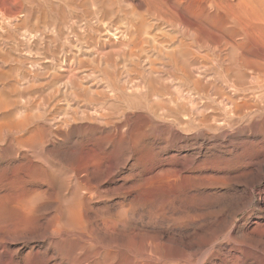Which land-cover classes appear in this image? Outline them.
<instances>
[{"label":"rangeland","instance_id":"rangeland-1","mask_svg":"<svg viewBox=\"0 0 264 264\" xmlns=\"http://www.w3.org/2000/svg\"><path fill=\"white\" fill-rule=\"evenodd\" d=\"M176 1L0 0V204L17 196L55 207L0 246V264H74L78 237L53 234V221L77 180L90 226L85 241L97 251L128 245L127 224L113 225L120 204L131 210L142 192L172 190L188 196L174 212L143 219L164 237V256L188 254L180 264H264V64L247 72L239 60L244 48L264 57V4ZM236 78L254 105L239 115L227 101ZM123 142L137 147L115 154ZM50 170L72 182L57 204L59 189L43 180ZM10 178L23 182L12 188ZM76 255L81 264L98 262L79 249ZM160 257L145 251L139 264Z\"/></svg>","mask_w":264,"mask_h":264},{"label":"bare ground","instance_id":"bare-ground-1","mask_svg":"<svg viewBox=\"0 0 264 264\" xmlns=\"http://www.w3.org/2000/svg\"><path fill=\"white\" fill-rule=\"evenodd\" d=\"M176 0H174V2H175ZM178 1V0H177ZM176 1V2H177ZM208 1V0H207ZM213 1H216V0H212V2ZM250 1H252V0H250ZM256 1V0H255ZM254 1V2H255ZM183 2V4H184V0L182 1ZM186 2V5H188L189 3L187 2V1H185ZM190 2V1H189ZM193 2V1H192ZM253 2V1H252ZM261 2H263L262 3V5H261V7L263 6V4H264V1L262 0ZM188 3V4H187ZM217 3V2H216ZM247 3V2H246ZM177 4V3H176ZM209 4V3H208ZM208 4H206L207 6H208ZM213 4V3H212ZM174 5H175V3H174ZM180 5H182V3H180ZM190 5V4H189ZM188 5V6H189ZM210 5V4H209ZM216 6H217V4H215ZM259 5V6H260ZM178 6V5H177ZM187 6V7H188ZM193 5L191 4V6H190V8L192 7ZM206 6V7H207ZM170 7V6H169ZM194 7V6H193ZM183 8H186V6H184ZM189 8V9H190ZM197 8V7H196ZM216 8V7H215ZM188 9V8H187ZM198 9H200V8H198ZM197 9V12L198 11H201V9L200 10H198ZM207 9H209V8H207ZM217 9V8H216ZM185 10V9H184ZM195 10V9H194ZM213 10V9H212ZM215 10V9H214ZM262 10H263V8H262ZM187 11V10H186ZM193 10H191V12L190 13H193L194 14V12H192ZM207 11V10H206ZM210 11H211V8H210ZM218 10H216V12H217ZM220 11V10H219ZM218 11V12H219ZM248 11V10H247ZM188 12V13H189ZM196 12V11H195ZM212 12V11H211ZM210 12V13H211ZM215 11H214V13H213V16H214V14L216 13ZM217 12V13H218ZM170 13V12H169ZM199 13V12H198ZM197 13V14H198ZM202 13V12H201ZM200 13V14H201ZM193 14H191L192 16H193ZM219 14H221L222 15V13H218L217 15H219ZM178 15V14H177ZM220 15V16H221ZM195 16H197L196 14H195ZM194 17V16H193ZM198 18V17H197ZM196 18V19H197ZM199 18H201V17H199ZM215 18V17H214ZM224 18V17H223ZM226 18V17H225ZM195 19V18H194ZM217 19V18H216ZM215 19V20H216ZM218 19H221V17H219ZM247 20H249L248 18H246ZM213 20V19H212ZM214 20V21H215ZM245 20V19H244ZM251 20V19H250ZM200 21V20H199ZM202 21H203V19H202ZM228 21V20H227ZM226 20H225V22H227ZM237 21V20H236ZM246 21V20H245ZM254 20H252V21H249V22H253ZM211 23H212V21H210ZM247 22V21H246ZM217 22H215V24H216ZM218 23H219V20H218ZM217 23V24H218ZM221 23H222V19H221ZM221 23H219V24H221ZM230 23V21H228V24ZM233 23V22H232ZM236 23V24H235ZM234 23V25H237V22H235ZM239 23V25L242 27V23H241V21L240 22H238ZM251 23H249V24H251ZM203 24V23H202ZM208 24V23H207ZM219 24H218V27H219ZM223 24H224V20H223ZM223 24H222V26H223ZM227 24V25H228ZM247 24V23H246ZM246 24H244V25H246ZM225 25V24H224ZM226 25V26H227ZM230 25V24H229ZM252 25V24H251ZM204 26V25H203ZM210 26V25H209ZM211 26H212V24H211ZM221 26V27H222ZM231 26V25H230ZM246 26H250V25H246ZM216 27H217V25H216ZM221 27H220V29H221ZM223 28H224V26H223ZM222 28V29H223ZM242 28H244V29H246L245 27H242ZM219 29V28H218ZM217 29V30H218ZM221 29V32L223 31ZM224 29H226V28H224ZM229 29H231V28H229ZM50 30V29H49ZM234 30H237V28L236 29H234ZM242 30V29H241ZM224 31H226V30H224ZM224 31H223V33H224ZM232 31V30H231ZM243 31V30H242ZM245 31V30H244ZM247 31H249V30H247ZM243 32V33H247V35H249V37H248V39L250 38V34H248V32ZM237 32V31H236ZM217 34V33H216ZM219 34V33H218ZM217 34V35H218ZM237 34V33H236ZM235 34V35H236ZM223 34H221L220 35V37L222 36ZM234 35V32H233V34L231 33V36H233ZM234 35V36H235ZM241 35H242V33H241ZM240 34H239V36H241ZM246 35V34H245ZM245 35L243 36V37H245ZM246 35V36H247ZM219 36V35H218ZM224 36H225V33H224ZM233 36V37H234ZM217 37V36H216ZM223 37V36H222ZM238 37V36H237ZM235 38V37H234ZM247 38V37H246ZM221 39V38H220ZM244 39V38H243ZM242 39V40H243ZM218 40H219V37H218ZM222 40L223 41H225V37H224V39L222 38ZM239 40V39H238ZM241 40V38H240V40L239 41H242ZM244 40H246V39H244ZM250 40V42H251V39H249ZM248 40V41H249ZM220 42H221V40H219ZM222 41V42H223ZM238 41V42H239ZM247 41H243V44L244 43H246ZM240 43V42H239ZM238 43V44H239ZM228 45H230L229 43H227ZM226 43L225 44H223V45H227ZM234 44V43H233ZM241 44H242V42H241ZM241 44H239L240 46H241ZM255 44V43H254ZM232 45V44H231ZM230 45V46H231ZM249 45V44H248ZM252 45V44H251ZM255 45H258V43L257 44H255ZM230 46H229V48H230ZM236 46L237 45H234V47L236 48ZM250 46V45H249ZM249 46H247L246 48H251V46L249 47ZM259 46H261L260 44H259ZM258 46V47H259ZM232 47H233V45H232ZM231 47V48H232ZM238 47V46H237ZM243 47H245L244 45H243ZM253 47V46H252ZM258 47H255L254 46V48H258ZM226 49H227V47H225ZM224 48V49H225ZM233 49V51L235 52L236 50L234 49V48H232ZM239 49V48H238ZM241 49H243L242 48V46H241ZM240 49V50H241ZM251 49H253V48H251ZM244 50V52H242V53H240V51H238L239 53H240V58L241 59H239L240 60V66H245V67H247L248 68V70H247V72L249 71V69H250V71L249 72H251V71H254L256 68H257V71H258V67L261 65V62H263L262 64H264V57L263 58H260V55H251L249 52H251L252 50H247V51H245L246 49L244 48L243 49ZM255 50H257V49H255ZM227 51V50H226ZM233 51L231 52L230 51V53L229 54H231V56H232V60H233V56H234V53H233ZM258 51H259V49H258ZM262 51V50H261ZM264 51V50H263ZM228 52V51H227ZM254 52V49H253V51H252V53ZM233 53V54H232ZM239 53H237V54H239ZM255 53V52H254ZM262 53V52H261ZM258 54V53H257ZM259 54H260V52H259ZM229 56L230 55H228L227 57H228V59L230 60L231 59V57L229 58ZM236 56H238V55H236ZM250 56V57H249ZM264 56V55H263ZM235 57V56H234ZM236 58H239V57H236ZM236 58H235V60H236ZM260 60H262V61H260ZM237 61V60H236ZM234 62V61H233ZM232 62V63H233ZM237 63H239V62H237ZM234 64H236L235 62H234ZM230 65H231V63H230ZM238 65V64H237ZM232 66V65H231ZM239 66V65H238ZM233 67H235L234 65H233ZM231 68V67H229V69H226L227 70V72H228V70H233L234 68ZM227 68V67H226ZM236 68V67H235ZM243 68V67H242ZM263 68H264V65H263ZM263 68H261L262 70H264ZM238 69V68H237ZM245 69V68H244ZM240 69H238V71H239ZM234 72H235V70H233ZM241 71V72H240ZM239 71V75L240 74H245V73H243L242 71H244L243 69L242 70H240ZM256 71V70H255ZM230 72V71H229ZM246 72V71H245ZM259 72H261V70L259 71ZM258 72V73H259ZM238 73V72H237ZM229 74H231V72L229 73ZM254 74V73H253ZM261 74V73H260ZM232 75H234L235 76V73H232L231 74V77H232ZM238 75V74H237ZM236 75V76H237ZM239 75H238V77H239ZM250 75V74H249ZM248 75V76H249ZM256 75V74H255ZM241 76V75H240ZM244 76H246V74L244 75ZM253 76V75H252ZM252 76H250V78H253ZM257 76V75H256ZM243 77V76H242ZM232 78H235V77H232ZM232 78H230L231 79V81H232ZM240 78V80H242L243 82H245L243 79L244 78H246V77H243V79H241V77H239ZM249 78V79H250ZM238 80V78H236V83H235V85L237 84V82L239 81H237ZM246 81H248V79H246ZM250 81V80H249ZM231 83V82H230ZM233 83V82H232ZM239 83V82H238ZM246 83V82H245ZM252 82H250V84H251ZM234 84V83H233ZM241 84V83H240ZM240 84H238V85H240ZM242 84H244V83H242ZM242 84H241V86H242ZM249 84V85H250ZM238 85H236V86H234V87H236L235 88V92H233V95L235 96L234 98H237L236 100H238L239 99V101L241 100V103H237L236 102V100L233 98V96L232 97H230V96H228V98L227 97H225V98H227V101L229 102V104H233V110H235V111H241L242 109H243V107H246V109H250V106H251V109L253 108L252 106H254V105H250V103H249V105H248V103H247V101L250 99V98H252V97H248L247 99V101H245L244 99H243V97L241 96V93H244L243 91H245V89L246 88H244L245 87V84H244V87H239ZM238 86V87H237ZM246 86H247V83H246ZM228 87H230V86H228ZM249 89H251L249 86H247ZM232 88V87H231ZM234 88H232L231 90H233ZM248 89V90H249ZM234 91V90H233ZM231 93V92H230ZM235 93V94H234ZM228 95H230V94H228ZM232 95V94H231ZM243 95V94H242ZM226 96V95H225ZM246 96V95H245ZM241 97H242V99H241ZM253 97H256L255 95L253 96ZM246 99V98H245ZM183 100V99H182ZM235 100V101H234ZM252 100V99H251ZM256 100H257V97H256ZM238 101V102H239ZM250 101V100H249ZM236 102V103H235ZM252 102V101H251ZM192 103V102H191ZM227 105H228V103H227ZM230 106V105H229ZM232 107V106H231ZM225 108H228V107H225ZM229 109V108H228ZM250 109V110H251ZM230 110V109H229ZM249 110V111H250ZM201 111V110H200ZM232 111V110H231ZM230 111H228V113H229ZM233 112V111H232ZM232 112H230V113H232ZM236 112V113H237ZM239 112H238V115H239ZM245 112V111H244ZM243 112V113H244ZM229 113V114H230ZM243 113H241L242 115H243ZM246 113V112H245ZM233 114V113H232ZM235 114V113H234ZM237 115V116H238ZM235 116V115H234ZM239 117V116H238ZM38 126V125H37ZM36 127V126H35ZM41 127V129H42V126H40ZM45 128V127H44ZM40 128H38L37 127V129H34V135H36L35 133H36V131L37 132H39L40 130H41ZM46 130V129H45ZM32 131V130H31ZM44 131V130H43ZM45 132V131H44ZM40 133H43V132H40ZM31 135H33L32 133H31ZM38 135V134H37ZM37 135H36V137H37ZM34 138V136H31L30 137V139H33ZM29 139V140H30ZM136 145H130L128 142H123V143H120V145H119V147H118V149H117V152H115V154H118L119 152H122V150H123V148L125 149V148H127V149H129L130 151H133L134 149H136ZM115 159L117 160V158H116V155H115ZM48 165V164H47ZM49 167H50V165H48ZM52 167H54V166H52ZM47 168V167H46ZM46 168H44V170H46ZM59 168V167H58ZM41 170L43 169V167L42 168H40ZM49 169H53V168H49ZM8 170V169H7ZM60 170V169H59ZM58 170V171H59ZM12 171V170H11ZM50 171H52L51 173L49 172V173H45L46 174V176L43 178V180L44 181H46L49 185H51V187H55V186H57V188L59 189V193L58 194H54V196H53V198L56 200V204H57V202L58 201H60V202H62L63 201V198L61 197V192H62V189L63 188H65V187H67V186H69V185H71L70 183H72V182H70L69 180V178L67 179V178H64V176H63V178L60 176H57L55 173H54V171L53 170H50ZM62 171V170H61ZM60 171V172H61ZM43 172V171H42ZM47 172V171H46ZM57 172V171H56ZM60 172H58L59 173V175H61L60 174ZM63 172V171H62ZM65 172V171H64ZM66 173V172H65ZM9 174V173H8ZM12 174V173H11ZM11 174L10 175H7V177L8 176H11ZM45 174H43V175H45ZM13 175V174H12ZM15 176V175H14ZM111 176V175H110ZM9 178V177H8ZM15 178V177H14ZM11 179V178H10ZM9 179V180H10ZM74 179V178H73ZM78 179H80V178H78ZM8 180V181H9ZM71 180H72V178H71ZM75 180H77L76 178H75ZM74 180V181H75ZM100 181H101V179L99 180V183H100ZM20 182H23L22 180H19L18 178L17 179H11L10 180V186L12 187V188H15L16 186H17V184L18 183H20ZM86 182V181H85ZM89 183V182H88ZM87 183V184H88ZM98 183V184H99ZM74 184H76V181H75V183ZM82 184H84L83 183V181H78L77 180V187H79V189H78V191L77 192H74V194H68V196L70 195V197H67V199L65 198V200L63 201V206H60L62 209H61V211L59 212V213H62L61 215L60 214H58V213H56V215H57V217H56V219H54V221H53V225H54V231H53V234H56V235H59V234H61L62 232H63V234H68V235H74V236H77L78 237V241L76 242V243H73L72 245H71V253H72V256H73V262H74V264H81L82 263V259L80 258V257H78L77 255H76V252H77V249H79V250H81V251H83V253H85V255H92V254H94L95 256H97L98 257V262H97V264H139V262H140V259L142 258V256H143V254L145 253V251H149L150 253H160L161 254V257L159 258V264H180L178 261H179V258H186L185 259V261H187V260H189L188 258H189V256H188V254H184V255H181V253L180 252H175V253H173L171 256H164L163 254H162V245H163V236L159 233V231H158V229H156V228H154V227H151V226H149V225H144V223H143V219L147 216V214H149V215H153V214H155V212L158 210V211H171V212H174L175 210H176V204H177V201H179V199L181 198V196H188V195H185V194H183V195H178L179 193H177L176 191H170V190H149V191H145V192H142L141 194H143V197L139 200V202H137L135 205H134V208L133 209H128L127 207H126V205L125 204H120L119 206H118V209H116L117 211H116V213H115V219H114V224L113 225H118V223H122V222H125L126 224H127V227H126V230H125V233H126V235H127V244L128 245H126V246H124V245H120V244H117L116 246H109V247H105V248H103V251H97L98 250V246H97V244H94V243H89V242H87V241H85V237H87L88 235H89V228H90V226H89V222L86 220V218H85V216H84V213H83V210H82V205H81V199L83 198L82 196H81V193L80 192H82V188L83 187H81V186H83ZM85 185H86V183H85ZM70 187V186H69ZM85 187V186H84ZM121 188H123L122 186H120ZM73 188H75L76 189V187L74 186ZM81 188V189H80ZM121 188H118V187H116V188H114V189H112L111 191L112 192H114V193H118L120 190L122 191V189ZM56 189V188H55ZM54 189V190H55ZM75 189H73V190H68V192L69 193H73V191H75ZM64 190V189H63ZM127 190V189H126ZM72 191V192H71ZM130 191V190H129ZM58 192V191H57ZM84 192V191H83ZM54 193H56V190H55V192ZM63 193H67V192H62V194ZM185 193V192H184ZM64 194V195H65ZM85 194V193H84ZM39 195V196H38ZM82 195H83V193H82ZM36 196V195H35ZM37 196L38 197H40L41 198V200H44V196L42 195V194H37ZM32 197V196H31ZM141 197V196H140ZM30 197H28L27 199H18V197L17 196H13L12 198L11 197H7V198H5L4 200H3V202L0 204V219H2V221H0V246H2L3 244H5V243H7V242H9V241H17V240H19L20 239V237H19V234L21 233V231H24V229H22L21 227H22V225L24 224L25 226H29L28 227V229H31V228H34V227H36V226H38L41 222V218H43L44 217V215H46V212H48V209L50 208V206L51 205H44V206H39V207H36V204H37V201L39 200H34L35 202H36V204L34 205V201H32V198H30ZM35 198V197H34ZM33 198V199H34ZM37 198V197H36ZM48 199V198H47ZM49 200V199H48ZM83 200V199H82ZM34 202V203H33ZM83 202H84V200H83ZM160 202V205H158L157 203H159ZM59 204V203H58ZM160 206H162L161 208H160ZM51 207H54V206H51ZM150 207L152 208V210L150 211ZM55 208V207H54ZM51 209V208H50ZM30 219H33V221L31 222L30 221ZM125 224V225H126ZM108 225H104V231L108 228L107 227ZM27 227H25V228H27ZM111 227V226H110ZM112 228V227H111ZM112 229H114V228H112ZM110 229L108 228L107 229V232L108 233H110ZM106 232V233H107ZM120 234V233H119ZM108 235H110V234H108ZM123 235V233L121 232V235H117V236H111V238L113 239V240H120V237ZM117 247V248H116ZM113 248H116L117 249V251H113L114 249ZM134 252H136L135 254H134ZM207 253L206 252H204V253H202L201 254V258H200V260L202 261L203 259H204V257H205V255H206ZM177 257H178V260H177ZM204 262V261H203ZM141 263V262H140ZM154 264H157V263H154Z\"/></svg>","mask_w":264,"mask_h":264}]
</instances>
